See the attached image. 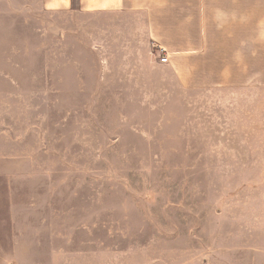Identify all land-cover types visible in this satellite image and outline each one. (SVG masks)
Instances as JSON below:
<instances>
[{
	"label": "rangeland",
	"instance_id": "1",
	"mask_svg": "<svg viewBox=\"0 0 264 264\" xmlns=\"http://www.w3.org/2000/svg\"><path fill=\"white\" fill-rule=\"evenodd\" d=\"M102 2L0 0V264H252L264 0L129 51Z\"/></svg>",
	"mask_w": 264,
	"mask_h": 264
},
{
	"label": "crops",
	"instance_id": "2",
	"mask_svg": "<svg viewBox=\"0 0 264 264\" xmlns=\"http://www.w3.org/2000/svg\"><path fill=\"white\" fill-rule=\"evenodd\" d=\"M246 1L250 8V0H115L114 2L103 0L102 3L105 4H101L100 7L90 8L87 6L82 9L85 13L99 12L119 15L121 47L129 51L137 46L138 39L151 40L152 37L165 38L175 35L174 19L179 18L172 16L177 13L185 14L180 16L182 26L180 35L184 37L189 36L188 20L190 17L186 15L189 11L206 13L203 17H207V12L211 15L216 11L215 16L230 18L241 15V9L245 6ZM184 44L189 47V40H183L182 45ZM257 222L261 225L259 232L242 238V245H237L241 246L242 250H240L241 248L234 250H236V255L241 252L239 256L253 258L252 264H264V216H259Z\"/></svg>",
	"mask_w": 264,
	"mask_h": 264
},
{
	"label": "built area",
	"instance_id": "3",
	"mask_svg": "<svg viewBox=\"0 0 264 264\" xmlns=\"http://www.w3.org/2000/svg\"><path fill=\"white\" fill-rule=\"evenodd\" d=\"M160 49H161V51L163 53V55L160 58L161 62H168L169 57H170L169 50H167L165 47H161Z\"/></svg>",
	"mask_w": 264,
	"mask_h": 264
}]
</instances>
